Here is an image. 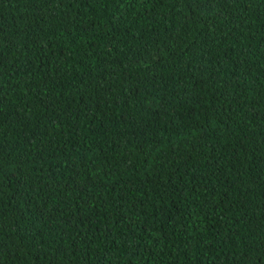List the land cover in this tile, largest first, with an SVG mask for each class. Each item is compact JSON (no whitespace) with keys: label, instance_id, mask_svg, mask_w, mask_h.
I'll list each match as a JSON object with an SVG mask.
<instances>
[{"label":"trees","instance_id":"trees-1","mask_svg":"<svg viewBox=\"0 0 264 264\" xmlns=\"http://www.w3.org/2000/svg\"><path fill=\"white\" fill-rule=\"evenodd\" d=\"M0 264H264V0H0Z\"/></svg>","mask_w":264,"mask_h":264}]
</instances>
